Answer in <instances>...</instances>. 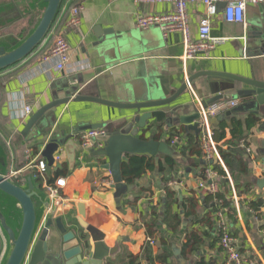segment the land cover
Returning a JSON list of instances; mask_svg holds the SVG:
<instances>
[{
	"label": "crops",
	"instance_id": "crops-1",
	"mask_svg": "<svg viewBox=\"0 0 264 264\" xmlns=\"http://www.w3.org/2000/svg\"><path fill=\"white\" fill-rule=\"evenodd\" d=\"M21 1L26 0H16ZM79 3L84 5L81 24L66 33V40L71 48L66 70L56 71V61L41 60L52 45L49 39L26 60L0 72V146L11 153L8 175L18 172V177L11 179L27 187L24 177L33 171L27 168L30 162L28 150L31 153L34 147L39 150V145L47 144L54 138L72 137L78 146L75 166L74 169L70 168L72 173L69 176L58 179L64 181V186L58 190L60 203H55L53 207L69 211V215L63 217L67 223L71 222L75 226L81 238L90 240L94 246L91 236L94 234L103 241L108 250L116 251L115 255L106 260L107 264H179L175 251H181L187 231L195 222L210 213L211 207L202 198L207 192L199 188L200 181L207 180L208 170L213 173V182L225 192L216 162L207 163L204 158L183 156L180 152L189 137L202 140L203 132L197 136L195 132L182 131L178 126L168 129L164 122V131L158 134L156 141H166L178 154L179 158H173L174 168L166 164L167 156L162 155L159 163L154 158L157 167L160 163L165 165L164 172L157 169L155 172L146 173L135 182L132 190L118 197L111 172L105 169L108 159L97 156V151L103 144L98 143L95 147L84 150L78 140L79 135L87 131L86 127L105 124L103 131H107L111 125H122V117L130 112L96 103L76 102L74 99L80 95L118 104L165 99L174 95L200 72L262 79L264 27L260 24H264V5L248 6L245 22L242 24L226 22L223 9L220 10L211 19V33L212 37L223 38L225 41L201 58L185 59L183 36L180 33L165 38L160 28L144 30L137 23L142 15L172 12L174 7L171 4H135L133 0H66L61 8L64 12L62 23L68 20L70 8ZM188 14L191 32L196 38L199 24L206 15V8L202 3H192L188 7ZM32 17L35 23L28 34L37 24L38 15L22 18L0 33L15 35ZM211 75L201 76L192 82L187 93L178 99L176 105L196 103L206 104L204 107H207L213 99L223 95L224 99L221 101L239 102L236 107L239 112L232 117L242 121L249 117L259 120L255 128L245 132L244 141L251 149L249 175L239 176L237 182H255L256 188L252 194L243 198L242 203L241 198L238 203H233L235 212L228 219L243 255L264 264V205L260 212L262 217H258L246 204V200L256 198L264 201V189L257 187V182L264 178V116L252 115V111L246 108L251 98H239L227 92L225 89L230 85L222 83L220 77ZM236 88L248 89V86L237 83ZM67 97H70V101L58 108L54 127L47 129L46 135L36 137L39 129L35 128L30 139L21 137V131L34 113L56 99ZM26 107L32 108L30 115L26 114ZM224 115L210 118L209 128L212 131L219 124L215 121ZM7 143H10V147ZM62 147L65 151L62 164L69 165L66 148L64 145ZM39 152L43 158L42 151ZM165 182L175 194L173 213L182 219L176 234L170 232L163 223L162 199ZM35 188L40 196L35 200L36 205L43 215L44 203L48 200L52 202L51 196L48 198L47 195L50 192L47 180L40 186L35 184ZM189 199L197 201L193 214H188L191 211L189 205L188 208L185 207ZM67 202L71 204L67 205ZM73 203L82 204L81 213ZM153 208L159 212V217L153 214ZM78 218L82 219L87 229L80 225ZM10 224L15 226L16 222L10 221ZM148 225L154 226L152 236L149 234ZM200 229L209 231L206 225ZM56 234L55 229L51 228L50 235ZM162 236L169 238L173 244V255L166 263L159 260L164 250ZM149 238L154 239L157 244L151 245ZM7 251L8 241L0 229V264ZM184 259L193 264L201 259L209 264H225L226 255L217 240L216 231L209 232L204 238L199 253Z\"/></svg>",
	"mask_w": 264,
	"mask_h": 264
},
{
	"label": "water",
	"instance_id": "water-1",
	"mask_svg": "<svg viewBox=\"0 0 264 264\" xmlns=\"http://www.w3.org/2000/svg\"><path fill=\"white\" fill-rule=\"evenodd\" d=\"M64 1L0 0V32L22 18L34 14L39 16L37 24L22 39L13 34L0 35V72L23 62L45 43ZM225 6L224 3L220 4L219 11ZM260 26L263 28L264 24ZM205 75H211V73H197L174 95L160 100L118 104L94 97L80 95L75 97L76 102L96 103L130 112L122 117V125H111L106 129L107 131H104L103 136L97 138V141L103 144L97 151V156L108 159L105 169L111 172L118 197L134 188L123 183L121 168L123 163L129 161L127 156L153 157L158 163L162 155L179 158L166 141H156L158 134L164 131V122L168 129H175V126H178L182 128V131H193L197 136L201 134L203 120L199 113L200 105L196 103L176 105V102L187 93L192 82ZM213 75L220 77L222 83L230 85L225 89L227 92L239 98L252 99L246 105V108L252 111L250 112L252 115L264 116V69L261 74L262 79L255 77L247 79L232 74L216 73ZM237 83L248 86V89H237ZM223 99L224 96L221 95L213 99L210 104ZM69 101L70 97L56 99L43 106L27 121L20 133L21 137L30 139L35 128L39 129L36 137L46 135L47 129L54 127L58 108ZM202 105L206 106V104ZM238 112L239 108H236L215 122L220 123L224 119H230ZM105 126V124H93L85 130H103ZM63 145L66 148L70 168L74 169L78 146L72 137L54 138L47 144L39 145V150L42 151V156L48 162L49 167H54L56 165L54 156ZM7 150L0 146V229L8 241V251L2 264H107L106 260L115 255L116 251L108 250L103 241L97 239L98 237L94 234L91 235L94 246L90 240L81 238L75 226L71 222L67 223L63 217V215H69L68 210L52 208V202L48 200L44 203L43 215L40 214L35 201L40 196L36 191L32 173L24 177L27 187L15 183L8 175V160L11 153ZM257 187L264 189V178L257 182ZM47 195L50 198V192ZM68 204L71 202H67ZM73 205L80 213L82 212L81 203H73ZM77 220L84 229H87L81 218ZM10 221L16 222V225L12 226ZM51 228L55 229L56 236L50 235ZM175 254L179 264H193L187 263L179 249L175 251Z\"/></svg>",
	"mask_w": 264,
	"mask_h": 264
},
{
	"label": "built area",
	"instance_id": "built-area-1",
	"mask_svg": "<svg viewBox=\"0 0 264 264\" xmlns=\"http://www.w3.org/2000/svg\"><path fill=\"white\" fill-rule=\"evenodd\" d=\"M135 4H171L174 10L170 13L163 14H146L137 19L138 26L141 29H150L158 27L161 29L163 36L168 38L171 34L180 33L183 36L185 59L201 58L214 50L215 47L224 42L223 38H214L211 33V19L219 13V5L226 4L223 9V14L226 22L230 24H242L245 22V16L248 6L264 5V0H133ZM202 3L206 8V15L203 17L199 24L198 35L195 38L192 35L190 27V19L188 14V7L192 3ZM63 10V9H62ZM60 14L53 25L46 41H52L49 50L41 57L43 62L56 61V71L62 72L66 70L71 57V48L66 40V33L72 29L78 28L81 24L82 13L84 5L82 3L72 6L69 10V18L66 22L62 23V15ZM238 101H219L207 107L200 104V116L203 120L201 129L203 132L202 143L205 153L204 160L213 163H221V157L218 151V143L214 140V133L209 128L210 118H217L224 115L238 106ZM25 112L27 115L32 113L31 107H26ZM104 135L103 130H87L79 135V145L82 149L88 150L95 147L98 143L97 138ZM177 143V142H176ZM10 147V143H7ZM240 147L246 149L250 154V146L246 141L240 143ZM29 165L27 168L36 170L37 173L46 179L49 169L48 162L41 157V152L32 157L31 150H28ZM65 159L64 147L59 149V152L54 156L56 165H61ZM18 172H12L10 178L18 177ZM213 173L211 170L207 171V180H201L199 188L205 190L209 194H217L220 189L219 186L213 182ZM229 182L232 186V202L238 203L240 197L237 195L233 180L229 177ZM64 186L63 180H58L55 186H50V196L52 198V208L55 203H60L59 188ZM222 207V201H219ZM51 208V209H52ZM218 220V227L221 233L220 247L226 255L225 264H259L258 262L247 258L241 252L238 241L234 236L230 221L227 216V209L220 208L216 213ZM148 242L151 245H156L157 242L149 238Z\"/></svg>",
	"mask_w": 264,
	"mask_h": 264
},
{
	"label": "trees",
	"instance_id": "trees-1",
	"mask_svg": "<svg viewBox=\"0 0 264 264\" xmlns=\"http://www.w3.org/2000/svg\"><path fill=\"white\" fill-rule=\"evenodd\" d=\"M34 23V17L27 20L26 24H24L19 30L17 36L24 37ZM258 124L259 120L255 117H249L245 121L236 117H231L230 119L220 121L218 126L213 130L214 140L218 144L222 143L221 145H218V151L222 162L216 164L218 175L222 177L221 185L225 192L220 190L217 194L206 193V195L202 197L205 203L211 207L210 213L208 216H205L203 219L195 222L192 228L187 231L185 241L181 245V254L184 258L188 259L189 255L200 252L204 243V238L209 235V232L216 231L217 240L220 243L221 233L219 231L216 213L220 210V208H226L227 216L231 219L232 212H235L231 197L233 192L231 189V183L229 182V177L233 180L237 195L242 199L241 203L244 200L243 198L246 195L252 194L253 190L256 188L255 182H250L248 184H237V182L240 178L239 176L245 177L249 175L248 165L250 162V154L246 151V149L240 147V143L243 140H246L245 132L252 130ZM228 136H230V138H227ZM180 152L183 156L193 155L198 158H204L205 156L203 143L200 138L189 137L186 145H183L180 148ZM39 153L40 152L37 147L32 148V156H36ZM166 164L169 167L174 168L175 161L172 157H168ZM164 166L165 165L163 163H160L157 167L156 161L153 157L132 156L129 158L128 162L122 164L121 173L123 183L127 186H133L137 180H140L148 172H155L157 169H159L161 173L164 172ZM71 173L72 171L68 164L55 165L54 167H49L45 180H47V185L49 187L54 186L55 182L59 178L67 177ZM32 178L35 184H38L39 186L44 182L43 177H41L35 169L32 171ZM165 183V194L162 199L163 223L170 232L176 234L181 227L182 219L178 214L173 213L175 194L169 188L168 183ZM219 201H222V207L219 204ZM246 202L247 207L250 210L257 214L258 217H262L260 214L261 208L264 205V201L262 199L256 198L255 200H246ZM196 204L197 201L195 199H189L187 205L185 204V207L187 206L188 208L189 205V208H191V211L188 214H193L196 211ZM152 210L153 214L159 217V212L156 211V208H153ZM203 225H206L209 231L200 229ZM153 227V225H148L149 234L151 236ZM161 242L164 250L159 256V260H161L162 263H166L173 255L171 249L173 244L166 236L161 237ZM196 264L209 263H206L204 259H201Z\"/></svg>",
	"mask_w": 264,
	"mask_h": 264
},
{
	"label": "rangeland",
	"instance_id": "rangeland-1",
	"mask_svg": "<svg viewBox=\"0 0 264 264\" xmlns=\"http://www.w3.org/2000/svg\"><path fill=\"white\" fill-rule=\"evenodd\" d=\"M18 33H19V31H16V32H15V36H16L17 38H21V37H18V36H17ZM5 35H6V34H5ZM5 35H4V36H5Z\"/></svg>",
	"mask_w": 264,
	"mask_h": 264
},
{
	"label": "flooded vegetation",
	"instance_id": "flooded-vegetation-1",
	"mask_svg": "<svg viewBox=\"0 0 264 264\" xmlns=\"http://www.w3.org/2000/svg\"><path fill=\"white\" fill-rule=\"evenodd\" d=\"M0 35H1V33H0Z\"/></svg>",
	"mask_w": 264,
	"mask_h": 264
}]
</instances>
